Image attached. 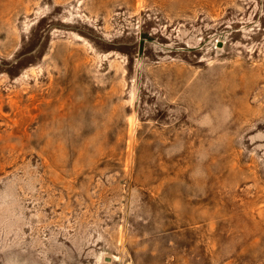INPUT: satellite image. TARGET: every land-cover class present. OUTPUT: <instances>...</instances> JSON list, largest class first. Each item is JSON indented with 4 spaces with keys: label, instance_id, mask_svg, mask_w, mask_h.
Returning a JSON list of instances; mask_svg holds the SVG:
<instances>
[{
    "label": "rangeland",
    "instance_id": "obj_1",
    "mask_svg": "<svg viewBox=\"0 0 264 264\" xmlns=\"http://www.w3.org/2000/svg\"><path fill=\"white\" fill-rule=\"evenodd\" d=\"M0 264H264V0H0Z\"/></svg>",
    "mask_w": 264,
    "mask_h": 264
}]
</instances>
